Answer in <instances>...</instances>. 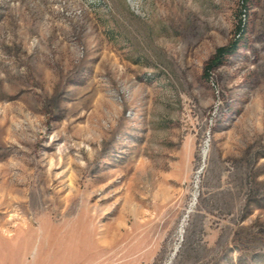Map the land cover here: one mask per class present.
Here are the masks:
<instances>
[{"label": "rangeland", "instance_id": "374dc122", "mask_svg": "<svg viewBox=\"0 0 264 264\" xmlns=\"http://www.w3.org/2000/svg\"><path fill=\"white\" fill-rule=\"evenodd\" d=\"M0 0V264H264V0Z\"/></svg>", "mask_w": 264, "mask_h": 264}, {"label": "trees", "instance_id": "16d2710c", "mask_svg": "<svg viewBox=\"0 0 264 264\" xmlns=\"http://www.w3.org/2000/svg\"><path fill=\"white\" fill-rule=\"evenodd\" d=\"M250 0H239L240 5V14L237 22V26L235 29V35L234 39L227 43L226 45L220 46L216 49L215 53L211 57V59L208 61V63L205 66V74L209 72L211 68L214 66H219L226 55L232 54L235 52L238 46V42L240 38L243 36L245 29H246V20L248 17V3Z\"/></svg>", "mask_w": 264, "mask_h": 264}]
</instances>
